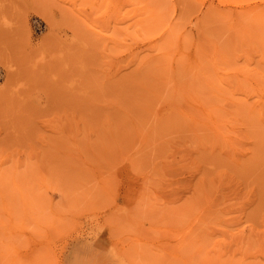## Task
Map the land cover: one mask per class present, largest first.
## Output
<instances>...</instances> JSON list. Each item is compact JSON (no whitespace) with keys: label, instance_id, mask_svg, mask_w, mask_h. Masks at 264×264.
Wrapping results in <instances>:
<instances>
[{"label":"rangeland","instance_id":"1","mask_svg":"<svg viewBox=\"0 0 264 264\" xmlns=\"http://www.w3.org/2000/svg\"><path fill=\"white\" fill-rule=\"evenodd\" d=\"M0 264H264V0H0Z\"/></svg>","mask_w":264,"mask_h":264},{"label":"bare ground","instance_id":"2","mask_svg":"<svg viewBox=\"0 0 264 264\" xmlns=\"http://www.w3.org/2000/svg\"><path fill=\"white\" fill-rule=\"evenodd\" d=\"M46 179V178H45ZM18 181V180H17ZM46 181V180H45ZM23 182H24V180H23ZM47 182V181H46ZM18 183V182H17ZM47 184V183H46ZM42 185V184H41ZM48 188H49V186H48Z\"/></svg>","mask_w":264,"mask_h":264}]
</instances>
